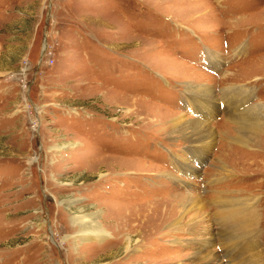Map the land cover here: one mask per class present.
Masks as SVG:
<instances>
[{
    "label": "rangeland",
    "instance_id": "rangeland-1",
    "mask_svg": "<svg viewBox=\"0 0 264 264\" xmlns=\"http://www.w3.org/2000/svg\"><path fill=\"white\" fill-rule=\"evenodd\" d=\"M194 85L264 106V0H0V264H192L198 244L174 241L195 234L160 212L189 192L211 223L215 200L253 196L264 262V117L244 144L220 103L188 163L165 124L198 117Z\"/></svg>",
    "mask_w": 264,
    "mask_h": 264
},
{
    "label": "bare ground",
    "instance_id": "bare-ground-1",
    "mask_svg": "<svg viewBox=\"0 0 264 264\" xmlns=\"http://www.w3.org/2000/svg\"><path fill=\"white\" fill-rule=\"evenodd\" d=\"M242 50V46L239 47L238 53ZM187 90L190 92L191 97L195 99V101H189L187 111L195 112L194 114H197L198 117L190 118L185 114H180L172 120L170 125L165 124V128L168 130L170 126V133L174 134L173 136L178 135L191 146L186 149L188 163L193 162L190 159L194 156L192 154L194 152L192 151L193 148H195V151L197 149V152L208 151L212 146L216 131L213 125L210 124L209 115L220 110V103L223 104V108L228 114V119L234 123V130L238 134L236 139L242 140L244 144H247L248 141H254L255 137L251 138L243 128H246L248 133L252 134L260 130L261 122L257 118L264 117V106L259 103L251 104L249 107L246 106L253 97L251 89L245 90V88L239 86L222 90L220 99L214 90L207 85L188 86ZM242 103L244 104L242 105ZM203 109L208 111V113L203 114ZM224 125L225 120L221 123V129H223ZM63 146L65 145L62 144L59 148ZM174 161L175 166H178L179 169H184L181 170L182 172L186 170L189 173L196 172V169L190 172L194 169L193 164L184 166V160L181 157L174 156ZM176 170L178 171V169ZM175 177L178 182L185 185L183 178ZM188 195L189 198H187L185 203L183 202L184 204L181 207L178 206L177 195H171L167 200L165 199V205L160 209V212L164 210L167 215H172L166 223V225H169L167 230L169 236L174 237L175 235L173 234L176 231H186V233L192 231V234H195L192 238L193 240L187 242H184V240L174 241L180 245L185 243L190 245L193 241L198 244V249L196 247V251L192 255V264H264L263 256L261 255V244L257 239L261 231L258 226L259 205L253 196H228L215 200V203L218 204V209L213 213L211 223L207 213L208 209H206L201 197L191 192ZM93 214L90 213L89 216L92 218L91 215ZM213 222L218 225V232L215 231ZM199 224L204 229H196ZM82 234L87 239L92 234H97L99 241H103L109 236V233L104 231L98 222L95 221L93 223L89 220L87 221V228ZM125 243V249H128L132 243L130 234L127 235ZM214 247H219L222 252L214 251ZM222 256H226L224 260Z\"/></svg>",
    "mask_w": 264,
    "mask_h": 264
}]
</instances>
